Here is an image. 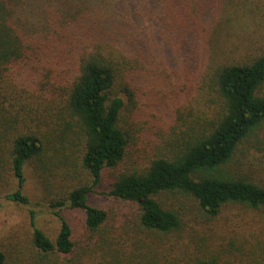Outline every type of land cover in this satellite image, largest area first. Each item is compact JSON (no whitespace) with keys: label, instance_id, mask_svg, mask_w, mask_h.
<instances>
[{"label":"trees","instance_id":"obj_1","mask_svg":"<svg viewBox=\"0 0 264 264\" xmlns=\"http://www.w3.org/2000/svg\"><path fill=\"white\" fill-rule=\"evenodd\" d=\"M223 2L0 0V138L13 132L9 164L18 187L7 199L27 204L26 163L61 184L56 192L48 185L58 232L50 239L32 216L36 254L26 264H264L261 232L245 228L226 243L212 229L190 234L185 227L198 224L163 199L184 196L206 221L232 207L264 217V185L240 170L246 145L264 126V55L216 60L221 52L210 35ZM160 61L205 84L211 116L192 118L143 171L114 174L108 195L134 225L110 231L106 210L89 196L126 159L121 114L133 107L134 89L154 83ZM67 207L83 213L89 235L82 243L60 215Z\"/></svg>","mask_w":264,"mask_h":264},{"label":"rangeland","instance_id":"obj_2","mask_svg":"<svg viewBox=\"0 0 264 264\" xmlns=\"http://www.w3.org/2000/svg\"><path fill=\"white\" fill-rule=\"evenodd\" d=\"M210 45L221 52L216 60L227 64L245 62L264 55V0H224L218 23L210 35ZM162 62L158 64L154 83L148 79L134 89L133 107H125L121 114L122 124L129 137L126 159L116 170L104 172L99 185L93 188L89 196V204L106 210V228L110 231L122 232L134 225V216L108 195L114 174L132 169L143 171L148 158L158 151L169 150L167 145L173 143V136L175 138V134H179L192 118L199 114L211 116L205 105L209 98L207 89L203 87L205 84H196L195 77L188 69L180 73L175 62H170L169 66ZM204 68H207V76L211 69L206 66ZM204 80L206 82L207 79ZM125 104L127 106L128 101L125 100ZM12 135L13 132H8L0 138V249L6 254V264H15L18 259L26 264L33 262L36 254L30 243L32 216L35 225L50 239H54L58 232L59 222L54 216L56 210L48 202V185L56 192L61 184L50 180L48 174L41 175L36 165L26 163L22 193L28 199L27 204H16L7 199L8 195L18 189L9 164V141ZM258 136L260 138L257 141L252 139L250 147L246 145L240 170L251 175L257 184L264 185V126ZM163 199L167 206L184 215L189 225L190 221L198 224L197 229L185 227L190 234L194 230L201 234V230L212 229L226 243L241 239L246 228L254 230L246 234L261 232L264 240L263 216L232 207L224 209L218 219L206 221L184 196L165 195ZM193 213L195 220L189 218ZM60 215L71 227L73 240L82 243L89 235L83 223V213L67 207L60 211Z\"/></svg>","mask_w":264,"mask_h":264}]
</instances>
